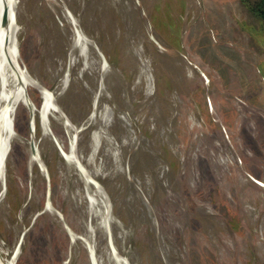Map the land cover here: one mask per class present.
<instances>
[{"label":"rangeland","instance_id":"1","mask_svg":"<svg viewBox=\"0 0 264 264\" xmlns=\"http://www.w3.org/2000/svg\"><path fill=\"white\" fill-rule=\"evenodd\" d=\"M15 19L21 61L63 116L43 134L16 110L2 258L264 264V25L245 5L16 0Z\"/></svg>","mask_w":264,"mask_h":264},{"label":"bare ground","instance_id":"2","mask_svg":"<svg viewBox=\"0 0 264 264\" xmlns=\"http://www.w3.org/2000/svg\"><path fill=\"white\" fill-rule=\"evenodd\" d=\"M15 8L16 0H0V197L3 194V190L6 185L7 159L11 151V144L12 141L18 136L15 128V113L18 106L22 104L28 108L31 119H34L35 116L38 115L40 124L43 128V134L48 133L50 117L53 114L63 116L60 107L55 101L54 91L47 89L42 84H40L39 81L34 78V76H31L21 61L18 43V26L15 19ZM77 37L79 38L78 41H84L80 31L77 33ZM63 85L64 84L61 83V87H63ZM30 87H34L40 92L41 103L39 107L35 105L29 95L28 88ZM92 117H89L85 123L88 124ZM105 125L106 123L102 122L100 129L95 134L96 137L89 153L91 155L89 159H93L97 153V140L102 130L106 128ZM70 127L72 131L75 130L73 125ZM31 145L33 149L31 162L34 163L36 160H38L36 158L35 142ZM70 151V154L75 152V133L72 134L71 137ZM93 173L95 174L94 171ZM95 195L99 198L103 197L99 188L95 189ZM102 205L106 206V203ZM103 217V221L107 222L108 215ZM89 233L91 238L92 234L91 232ZM16 253H18L17 250L11 256V258L9 255V259H4L0 255V264H14ZM96 263L101 264L98 259Z\"/></svg>","mask_w":264,"mask_h":264},{"label":"trees","instance_id":"3","mask_svg":"<svg viewBox=\"0 0 264 264\" xmlns=\"http://www.w3.org/2000/svg\"><path fill=\"white\" fill-rule=\"evenodd\" d=\"M264 25V0H239Z\"/></svg>","mask_w":264,"mask_h":264}]
</instances>
